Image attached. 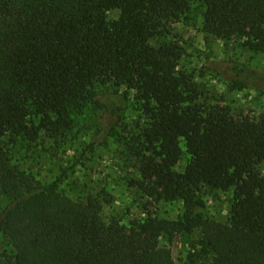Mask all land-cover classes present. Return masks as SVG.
Returning <instances> with one entry per match:
<instances>
[{"label":"trees","instance_id":"obj_1","mask_svg":"<svg viewBox=\"0 0 264 264\" xmlns=\"http://www.w3.org/2000/svg\"><path fill=\"white\" fill-rule=\"evenodd\" d=\"M110 6L120 13L108 22ZM194 11L205 35L264 52V0H0V264H264V110L247 120L208 102L178 68L169 31ZM104 123L110 137L129 134L128 187L180 202L176 219L143 204L127 225L109 222L104 189L72 197L65 171L35 175L32 162ZM205 190L231 193L225 222L205 216ZM195 233L178 263L171 245Z\"/></svg>","mask_w":264,"mask_h":264},{"label":"rangeland","instance_id":"obj_2","mask_svg":"<svg viewBox=\"0 0 264 264\" xmlns=\"http://www.w3.org/2000/svg\"><path fill=\"white\" fill-rule=\"evenodd\" d=\"M119 13L118 8L110 6L104 12L106 21L116 20ZM192 16L189 21L174 24L169 31V37L182 48L178 68L193 75L204 89V98L208 102L227 106L232 113L244 119H257L264 110V52L249 51L236 38L221 40L207 36L200 29L198 12L194 11ZM234 80L238 82L234 84ZM242 82L245 84L243 87ZM128 93L133 96L132 91ZM138 114L131 105L124 112L131 129L139 120ZM107 128L108 123H104L103 129L96 134L87 129V135L83 134L73 143L76 150L72 147L66 152L58 151L54 156H44L38 162H32L30 167L42 181L52 180L65 171L62 186L72 197L79 195L81 187L87 191L104 189L111 197L110 203L101 206L106 221L127 225L133 218L143 216V204L158 219H176L182 209L180 202H166L128 187L127 181L135 174L134 162L128 160L129 152L125 145L129 134L122 133L119 128L116 138L120 137V140L117 141L115 137L108 136ZM185 164L186 158L183 157L176 170L182 172ZM256 169L264 178V163L257 165ZM230 197V192L205 190V216L225 222L229 215ZM4 202L0 199V209ZM196 236V233L191 234L171 245L178 263L186 262L190 242ZM160 245L168 246L167 239H161ZM7 247L0 233V251Z\"/></svg>","mask_w":264,"mask_h":264}]
</instances>
